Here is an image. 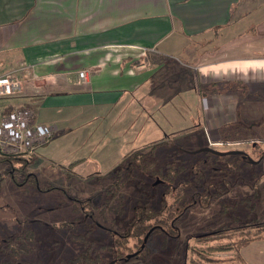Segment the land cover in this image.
<instances>
[{
    "label": "crops",
    "instance_id": "obj_1",
    "mask_svg": "<svg viewBox=\"0 0 264 264\" xmlns=\"http://www.w3.org/2000/svg\"><path fill=\"white\" fill-rule=\"evenodd\" d=\"M11 72L22 91L0 113L29 109L51 128L52 151L103 122L104 137L133 132L144 147L188 132L220 138L258 121L264 0H0V75ZM176 101L190 109L165 133L154 116Z\"/></svg>",
    "mask_w": 264,
    "mask_h": 264
},
{
    "label": "rangeland",
    "instance_id": "obj_2",
    "mask_svg": "<svg viewBox=\"0 0 264 264\" xmlns=\"http://www.w3.org/2000/svg\"><path fill=\"white\" fill-rule=\"evenodd\" d=\"M4 101L0 99V106ZM262 103L254 110L258 121L244 124L249 126L252 139L245 144L235 141L224 143V139L215 138L207 131L205 138L202 133L188 132L163 141L166 145L156 149H144L141 146L143 140L133 139L136 134L133 132L121 135L115 128L114 137L111 132L104 137L103 131L109 124L103 122L95 126L98 130L92 138L83 139V134H80L77 140L70 136L62 139V148H58V152L38 147L27 163L25 173L35 175L43 186L55 188L47 193L39 194L29 185L30 182L22 183L20 175L16 177L17 183H13L11 173H7L8 165L0 163V240L5 242L8 237L23 234L26 229L32 230L33 251L28 257L20 258V261L31 264H75L76 258H80L78 264H108L114 259H121L115 264H144L145 260L177 264L182 261L183 254H187V264H264V240L253 241L238 253H205L204 263L198 256V252L203 250L200 245L207 247L211 243L206 239L195 240L216 231L223 232L220 233L223 236L229 232L224 242L233 243L236 247L239 235L250 231L249 225L264 223V157L258 168L247 166L241 169L242 183L228 188L222 186V177L210 174L211 169L219 167L211 158L204 153H184L204 147L219 151L245 149L251 159H257V152L251 150L250 145L258 143V150L264 152V100ZM173 104V107H166L154 116L165 133L175 126L174 118L181 117L190 109L181 101ZM185 125L183 123L182 126ZM76 142L77 147L69 149ZM135 151L146 156L152 167L157 166L158 175L152 177L149 172L127 161L128 155ZM204 160L208 164L205 167L201 164ZM17 167L19 164L15 165ZM192 167L195 170L198 167V171L203 173L207 186L210 184L216 188L207 192L209 198L205 200V206L188 205L201 196L200 180L194 177L195 183H190L188 177L190 173L187 172ZM157 178L163 183L153 186ZM256 181L258 183L254 187ZM188 182L191 186L183 190L182 195L179 190L173 191L179 183L188 185ZM195 193L199 195L195 196ZM177 195L182 200L175 201ZM182 202H188L186 207H182ZM86 204L90 208L84 209ZM108 204L119 207L123 212H110ZM138 206H147L159 214L161 221L156 226L161 225L160 228L171 234L168 237L164 231L156 229L139 254L124 261L122 259L126 255L140 249L149 226L139 230L141 235L131 230L136 237L125 240L116 237L114 232L123 233L133 209ZM92 207L95 221L87 218ZM168 212L170 216L166 218L164 214ZM170 220L175 221L178 232L170 230ZM185 244H188L189 251L185 250ZM191 248L198 250L197 254ZM208 257L211 260L207 263Z\"/></svg>",
    "mask_w": 264,
    "mask_h": 264
},
{
    "label": "trees",
    "instance_id": "obj_3",
    "mask_svg": "<svg viewBox=\"0 0 264 264\" xmlns=\"http://www.w3.org/2000/svg\"><path fill=\"white\" fill-rule=\"evenodd\" d=\"M163 60V58H161L160 56H155L152 54H148L144 60L142 61H148L153 65L159 64L161 61ZM140 63V62H137ZM212 91H214V88L212 86ZM220 132V137L223 140L224 143H228V141H235V142H248V140H252L249 137V132L247 127L243 126V125H238V124H234L231 126H225L223 128H221ZM166 142V141H165ZM166 145L163 142H159V143H155V144H151L149 146H146L144 149H156L158 147H160L161 145ZM205 155L209 158H211V160L213 161V163H217L219 165L218 168L216 169H211L210 170V174L211 175H217L222 177L221 180V184L224 187H228V177H225V174H227V171L229 170V168L226 166L227 164H236L238 163L240 160L241 163V169H243L244 167L246 168L247 166L252 167L246 160H243V158H238L237 156H224V157H219V156H214L212 154H208L205 153ZM30 155H25V154H14V155H6V154H1L0 153V163L3 165H8L9 170L7 171L11 173V179L13 181V183H17L16 177L17 175H20L21 179H22V183L27 184L28 182H30L29 185H31L33 188L36 189L37 192H39V194L41 193H47L51 190H54L55 188L52 187H48V186H43V184L36 178L35 175L33 174H26L25 173V167L27 166V163H29V161L31 160ZM128 160L130 162H133L134 165H136L139 169L144 170L149 172V175L156 176L158 175V170L157 166H151V164H149V160L146 158V156L144 155H140L137 151L132 152L128 155ZM15 163V164H14ZM19 164V167L15 168V165ZM202 166L205 167L207 164V162L202 161L201 162ZM233 168V167H232ZM206 170V168H205ZM187 171V169L185 170ZM6 173V174H7ZM190 173V176H188L191 180L190 183H195V179L198 178V180H200L201 183V192L199 193L201 196L199 197V200H194L192 201L190 204L188 202H182V207H186V204L188 203L189 206L192 205H206V199L209 198L207 196V192L209 193L210 191H214L216 188H213L214 185H210L207 186L206 185V181L204 179L203 173L198 171V167L195 170L194 167L190 168V171L187 172ZM195 177V179H194ZM252 178V177H250ZM259 178V176L257 177ZM224 179V181H223ZM188 182L187 183H179V192L181 193V195L183 194V190H185L188 186H191ZM257 181L254 184L257 185ZM224 184V185H223ZM187 185V186H186ZM215 187V186H214ZM177 190V191H178ZM206 192V193H205ZM199 194L195 193V196H198ZM206 194V195H205ZM118 206L121 207V209H123V205L121 206V204H119L118 202ZM188 206V207H189ZM119 207H113L112 205L108 204V210L114 214H121V212H123V210H120ZM90 208L88 207V204H86L85 208ZM251 210H253V208H251ZM167 215V217H166ZM87 216V215H86ZM164 216L166 218H169L170 216V212L165 213ZM88 219L93 220L94 219V209L92 207V210L89 211V214L87 216ZM171 218V217H170ZM161 217L159 216V214H155L153 213L150 209L147 208V206H138L135 209H133V215L130 218V222L128 225L124 226V230L123 233L120 234H116V232H114V235L116 237H119L121 239H128L130 237L135 238L136 236L133 235L134 233H136V235H141L139 232L140 229L142 228H146V226L148 227V230L153 227V232L156 231V225L157 222H160ZM257 221V220H255ZM95 223V222H94ZM152 223V224H150ZM148 224V225H146ZM71 224H68V227H70ZM155 226V227H154ZM249 232H245L243 230H240L241 233L237 243H236V247H234L233 243L232 244H228L227 242H224L225 239H227L229 237V232L223 236L221 235L222 233L220 231H216V232H212V233H208L205 234L203 236L200 237H196V241H200L201 239H206L208 240V242H210L211 244L207 247H201V249H203L202 251L193 250V253L198 252V256H200L199 258L202 260V263L205 262V253L207 254H215V253H223V252H233V251H237L240 252V250H242L244 247H246L247 245H249L251 242L253 241H257V240H264V223L262 222H257L255 225H253L252 227H250L249 225ZM53 229V228H52ZM243 229H246V227H244ZM131 230H133L134 233L131 232ZM148 230L146 232H148ZM145 232V233H146ZM221 233V234H220ZM13 235V234H12ZM132 235V236H131ZM220 235V236H217ZM212 236H217V237H212ZM34 237V233L32 232V230L26 229L24 230L23 234H19L16 236L8 237V239L4 242L3 240H0V264H31L27 261L22 262L20 261L21 257H28L31 252L33 251V247L31 246V239H33ZM185 250L189 251V247L188 244H185ZM199 247V249H200ZM141 251V250H140ZM138 251V252H140ZM139 254V253H138ZM77 261H80V258H76ZM75 259V260H76ZM181 262L177 263V264H187V254H183V257H181ZM211 258H206L207 263L210 262ZM75 261V264H78V262ZM146 262L144 264H158L161 263L160 261L157 262H153L150 263L149 260H145ZM156 261V259H155ZM170 262V261H169ZM168 262V264H169ZM177 262V261H176ZM190 262V261H189ZM194 262V261H193ZM191 261V263H193ZM195 263V262H194ZM163 264V263H161ZM167 264V263H166Z\"/></svg>",
    "mask_w": 264,
    "mask_h": 264
},
{
    "label": "built area",
    "instance_id": "obj_4",
    "mask_svg": "<svg viewBox=\"0 0 264 264\" xmlns=\"http://www.w3.org/2000/svg\"><path fill=\"white\" fill-rule=\"evenodd\" d=\"M78 77L86 79L85 71ZM22 91V83L14 72L0 75V99L17 96ZM50 127L35 123L33 113L26 108H13L0 113V153L27 154L32 156L38 147L44 146L52 138Z\"/></svg>",
    "mask_w": 264,
    "mask_h": 264
},
{
    "label": "flooded vegetation",
    "instance_id": "obj_5",
    "mask_svg": "<svg viewBox=\"0 0 264 264\" xmlns=\"http://www.w3.org/2000/svg\"><path fill=\"white\" fill-rule=\"evenodd\" d=\"M238 125H243V126H245V127H247V129H249V126H246V125H244V124H239L238 123ZM219 135H220V132H219ZM240 143H246V142H240ZM250 147H251V150H253V151H256L257 152V155H258V158L257 159H251V157L248 155V153L245 151V149H230V150H224V151H220V152H228V151H240L241 153H238V154H232V155H224V156H226V157H228V156H237L238 158H243V160H246L251 166H252V168H258V166H260L261 165V163H262V161H263V157H264V152L262 151V150H258V149H260L259 148V146H258V143H255V142H252L251 143V145H250ZM201 149V148H200ZM179 150V149H178ZM181 150H179V152H180ZM217 151H219V150H217ZM183 153V152H182ZM184 153H187L188 155H196V154H199V153H192L191 151H187V152H185L184 151ZM206 153V152H205ZM204 153V154H205ZM181 154V153H180ZM208 154H210V153H208ZM213 155V154H212ZM214 156H216V155H214ZM224 156H219V157H224ZM249 158L252 160V161H254L255 163H250L249 162ZM239 162L238 163H236V164H234V165H232V164H227L226 166L229 168V170L227 171V174H225V177H228L227 178V180L229 181L228 182V185L229 186H236V184H241L242 183V181H241V179H240V175H241V163H240V160H238ZM204 162H205V160H204ZM233 167V168H232ZM255 174H257L258 175V173H256V170H255ZM263 176V175H262ZM223 181H224V179H223ZM163 183V181L161 180V179H156L155 180V182L153 183V186L154 185H160V184H162ZM224 185V184H223ZM225 187V186H224ZM178 188H179V185H177L176 187H174L173 188V191H176L177 192V190H178ZM179 194V193H178ZM180 200H182V198L181 197H179L178 195H177V197H175V201H180ZM174 220H170V222H169V227H170V230L171 231H175V232H178V230H177V227H176V225H174ZM160 226L161 225H158V226H156V228L157 229H160L161 231H164L165 233H166V235L168 236V237H170V232H168V234H167V232H166V229H162V228H160ZM155 227V226H154ZM153 227H151L149 230H151ZM148 230V231H149ZM153 232V231H152ZM148 232H146L145 234H144V236H143V239H142V245L140 246V249L138 250V251H140L141 249H143L142 248V246L144 245V238H145V236H146V234H147ZM170 233V234H169ZM152 233H150V235H151ZM149 235V236H150ZM127 256V255H126ZM121 259H114V260H112V261H110L108 264H115V263H117V261H120ZM122 260H124V259H122ZM125 261V260H124Z\"/></svg>",
    "mask_w": 264,
    "mask_h": 264
},
{
    "label": "water",
    "instance_id": "obj_6",
    "mask_svg": "<svg viewBox=\"0 0 264 264\" xmlns=\"http://www.w3.org/2000/svg\"><path fill=\"white\" fill-rule=\"evenodd\" d=\"M210 153V154H213V155H216V156H224V155H232V154H238V153H241L240 151H228V152H220V151H217V150H214L212 148H209V147H204V148H201V149H198L196 150L195 152H192V153ZM249 162L250 163H255L254 161H252L250 158H249ZM153 231V228L151 230L148 231V233L146 234L145 238H144V244L146 243L150 233ZM144 247V245L142 246V248ZM138 254V251L133 253V254H130V255H127L126 258L124 259L125 261L134 257L135 255Z\"/></svg>",
    "mask_w": 264,
    "mask_h": 264
}]
</instances>
